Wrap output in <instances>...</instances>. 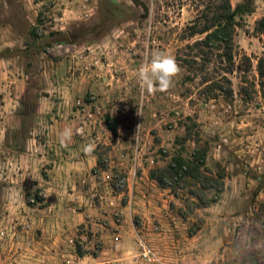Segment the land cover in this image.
I'll return each mask as SVG.
<instances>
[{"label":"rangeland","instance_id":"rangeland-1","mask_svg":"<svg viewBox=\"0 0 264 264\" xmlns=\"http://www.w3.org/2000/svg\"><path fill=\"white\" fill-rule=\"evenodd\" d=\"M229 1L253 11L237 18L235 66L224 75L223 51L196 42L226 0H0L1 238L3 195L29 187L37 205L45 182L76 162L112 198L132 176L162 179L178 264H264V0ZM156 53L181 71L150 94L138 70ZM66 127L72 139L61 144ZM178 159L198 166L200 180L172 174ZM217 182L220 200L204 208ZM122 220L110 213L113 235Z\"/></svg>","mask_w":264,"mask_h":264},{"label":"crops","instance_id":"crops-1","mask_svg":"<svg viewBox=\"0 0 264 264\" xmlns=\"http://www.w3.org/2000/svg\"><path fill=\"white\" fill-rule=\"evenodd\" d=\"M84 166L75 162L67 177L45 182L37 205L28 202L29 187H13L3 195L10 224L0 237V264H178L169 233V191L146 173L132 176L127 190L112 198L105 182L92 179ZM74 169L82 176L76 177L77 171L72 176ZM113 210L123 217L114 223V235L108 224ZM139 240L147 243L156 261L141 257Z\"/></svg>","mask_w":264,"mask_h":264},{"label":"trees","instance_id":"trees-1","mask_svg":"<svg viewBox=\"0 0 264 264\" xmlns=\"http://www.w3.org/2000/svg\"><path fill=\"white\" fill-rule=\"evenodd\" d=\"M253 11L251 3H246L243 5H239L235 10L232 9L229 0H226V5L220 8V11L217 17L214 19L211 26L199 31V35L205 36V38H201L198 42H196V46L203 47L204 49H215L219 51H223V53L219 56L220 57V64L225 65L222 69L225 74H231L233 67L235 66V50H236V43H235V33L237 29V18L249 14ZM259 31L264 34V19L259 22ZM258 73L260 76V84L263 89L264 94V57L261 58L258 62ZM223 80L227 81L228 84H231L229 80H227L226 76ZM206 83H209L208 81ZM223 84V82H220ZM196 155V154H195ZM200 160V158H198ZM204 160L202 159V163ZM194 163L187 162L183 159L175 160V166H170L169 171L172 174H179L184 169L189 170L188 177H192L194 179L200 180V170L199 167L196 166L194 169L195 172L193 173V165ZM192 172V173H191ZM152 180L157 181L160 185H164V181L161 179L156 178L155 174L151 175ZM218 183V182H217ZM219 190L217 192V196L208 200L207 202L202 203L204 208H209L211 205L217 203L220 200L221 192L224 190V184L218 183Z\"/></svg>","mask_w":264,"mask_h":264},{"label":"clouds","instance_id":"clouds-1","mask_svg":"<svg viewBox=\"0 0 264 264\" xmlns=\"http://www.w3.org/2000/svg\"><path fill=\"white\" fill-rule=\"evenodd\" d=\"M181 71L174 57L163 53L153 55L149 64L142 66L138 70V77L147 93L155 91H167L174 85V79ZM72 130L65 128L59 133L61 144L70 143Z\"/></svg>","mask_w":264,"mask_h":264},{"label":"built area","instance_id":"built-area-1","mask_svg":"<svg viewBox=\"0 0 264 264\" xmlns=\"http://www.w3.org/2000/svg\"><path fill=\"white\" fill-rule=\"evenodd\" d=\"M139 248L141 257L148 262H154L157 260L155 253L148 247L144 240H139Z\"/></svg>","mask_w":264,"mask_h":264}]
</instances>
